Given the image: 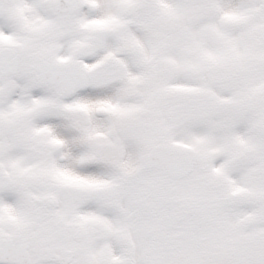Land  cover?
Instances as JSON below:
<instances>
[{"label": "snow or ice", "instance_id": "snow-or-ice-1", "mask_svg": "<svg viewBox=\"0 0 264 264\" xmlns=\"http://www.w3.org/2000/svg\"><path fill=\"white\" fill-rule=\"evenodd\" d=\"M0 264H264V0H0Z\"/></svg>", "mask_w": 264, "mask_h": 264}]
</instances>
